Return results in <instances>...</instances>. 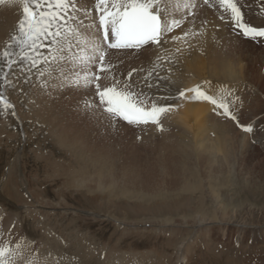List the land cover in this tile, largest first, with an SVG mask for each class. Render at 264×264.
Masks as SVG:
<instances>
[{
    "label": "rangeland",
    "instance_id": "1",
    "mask_svg": "<svg viewBox=\"0 0 264 264\" xmlns=\"http://www.w3.org/2000/svg\"><path fill=\"white\" fill-rule=\"evenodd\" d=\"M246 1L242 0L241 2L244 9L249 8L252 0L247 1V3ZM75 2L77 9H79L75 15L88 25L87 17H83L84 14L80 8L82 7L80 1L75 0ZM253 3L264 6V0H253ZM92 15L95 17L94 11ZM259 16L261 15L259 14ZM247 18H243V20L248 25L259 19L248 20ZM260 19L264 20V17L261 16ZM230 26V29L232 28L235 31L231 29L232 32L230 31L226 35H231L234 41H237L235 43L239 44L240 42L242 44L230 49L224 48L219 57V66L216 65L223 68L227 66L225 69L231 71L237 68L239 62L243 63L244 61L248 74L246 80H243L244 82L233 81L227 83L228 89L223 96L229 104L230 111L232 110L233 114L237 113L235 111L239 112V114L237 113L238 115L235 114L240 121H238L239 125H236V127L238 128L241 125L240 123L253 127L252 132L243 133L240 131L239 135V130L234 126L233 138L238 139L243 136L246 141L244 140L245 142L239 145L234 143V145L230 146L231 158L223 159L221 155L225 152H213L214 164H212L210 169L211 175L205 172L208 167L204 168L200 163L197 165L192 162L193 169L187 176L191 175V173L195 176L184 178V183H186L187 187L177 186L172 189L167 186V180H162L158 184L151 183L146 192L144 185L143 188L136 186L138 183L136 181L131 185L128 184L127 178L120 169L121 166L118 162L114 164L112 174H105L100 177L95 167L88 170L86 163L84 164H86L87 168L78 160L73 161L69 156H59L57 160L65 162L68 169L70 166V170L73 173L72 176L65 175L66 171L61 169L58 171L56 179H48L44 174L45 181L37 183L34 180L37 175H33V169L38 164L30 158V151H28V143L32 144L33 142L32 139L25 135V140L23 141L25 146L22 149L21 156L25 151L23 154H25L24 157L26 158L23 159L21 167L20 164H17L12 171L17 176H14V179L17 180L18 191H21L22 184L25 185L29 192L32 193L33 199L28 194L26 195V191H23L25 198L18 201L9 196L5 189H0V247H8L10 251L15 250L19 253L11 257L13 264H48L46 259L49 258L42 248L52 237L54 238L53 242L54 240L58 241V238H60L61 242L71 240L75 243V241L82 239H87L86 241L91 243L99 242L97 243L99 247L96 246L94 249L95 253H92L95 256V260L99 261L95 264H264V226L257 228L255 231L245 229L244 233H240L236 231V226L230 223L234 220H243L251 223L264 222V139L263 141L251 139L259 138L260 136L264 138V45L258 44L259 41H252L253 43L251 44L254 45V48L248 45L249 43L244 44V42L240 41L241 38L237 37L241 32L239 28L235 25ZM215 31L218 33L217 30ZM221 36L218 33L215 41ZM236 37L239 40L235 39ZM41 42L44 47L39 48V52L50 60L49 43L44 44L43 42H47L44 40ZM238 46H243L247 50L240 51ZM51 47L54 48L56 46L51 45ZM148 56L149 50L139 55H131L126 60L116 58L108 61L112 67L110 70L105 71L106 79L100 82L101 86H111L116 81H119V86L123 87L124 84L129 83L133 73L136 71L144 70L152 73L151 67L147 66L150 65L149 60L147 62ZM121 60L123 61L122 63L120 62ZM131 62L136 63L131 65ZM125 64H128V66ZM38 66L40 69L39 82L42 83H38L37 86L34 81L27 79L25 83L26 94L23 100L6 95L8 102L13 105L12 109H18L16 114L10 115V117L12 116V125L22 128V121L24 123L29 122V120L25 122L23 119L28 118L29 114L25 115V113L29 111L28 106L34 104L37 96L45 98L46 96L54 95L57 98L53 101L55 103H46L45 105L46 109H49L52 105H58V107L55 106L57 111L65 107L63 99L68 98L69 93V99L73 103L75 102L74 99H76V102H79L78 105L82 106L86 102L90 104V100L93 97L99 99L93 92L96 89L95 84L85 87V89L84 87L71 86L64 81L59 71H56L57 73L51 72V74L48 71L47 74V65L43 63V60ZM61 67L63 72L67 74L71 65L62 64ZM98 68L99 65L97 68L92 66L89 72H95L99 75ZM42 71L44 72L43 76H41ZM54 73H56V77ZM129 73H131V76H129ZM48 79L49 81H47ZM52 79L57 80V82ZM34 84L38 89L41 86L37 95L30 88ZM52 84L54 85L53 87ZM3 85H6V83ZM235 85L239 87H234ZM87 88L90 89L88 90ZM82 90L87 92V96L84 95ZM134 91L132 92L145 101L144 106L157 103L156 101L153 102V99L152 101L145 99L147 97L141 96ZM76 93H78L77 96ZM81 93L85 97H82ZM71 94L74 97L73 100ZM88 95H91V97ZM233 97L237 98L234 102ZM77 99L80 101H77ZM234 107L235 109H233ZM239 109H243V112ZM65 113L66 111L57 120L63 119L65 122L70 123ZM141 130L129 131V133L131 131L132 134L135 133V140L138 136L140 137L137 140H142V143L136 145L134 151H137V154L142 159L148 158L152 160V156L155 157L159 142L162 141L159 138L161 135L143 137L140 134ZM39 138L40 143H42L44 141L42 134ZM115 138L121 140L123 137L113 134L111 139L114 140ZM147 138H150V141H145ZM123 139L125 140V138ZM5 143H7L5 154L7 150L13 149L15 151V146H19L17 142L5 139L0 134L1 150L5 148ZM121 146V158L124 160V155H127L125 149L128 147L126 140ZM214 148L221 149L222 146L219 143H214L213 151ZM106 149L110 150V147L108 146ZM46 150H48V147L44 151ZM150 151L151 157L150 155L146 156V153ZM111 155L117 159L120 154L114 152ZM2 165L3 163H1L0 167ZM146 167L148 166L146 165ZM46 168L40 174L45 173V171L48 172L50 165H47ZM51 183L53 184L51 185ZM21 205L28 207L36 205L35 215L30 214V217L25 219L23 208H20ZM207 208L215 211L216 209L222 210V214H215L217 219L220 220V217L223 216L226 221L230 222L205 221L201 214L204 215V218L205 216L208 217V214H206ZM199 214L200 218L197 217ZM199 219H203V223ZM35 222L36 225H34ZM242 226L247 228L246 224ZM180 244L182 246V255L178 249ZM17 245H19V248H17ZM58 245L62 247L59 242ZM70 246H67L64 251L66 252ZM54 249L56 250L57 247L55 246ZM56 251L58 252L54 255V259H56V263H60V258L62 257L59 254L62 252L60 250ZM179 255L185 257L182 263L176 262ZM81 262L85 264L83 260Z\"/></svg>",
    "mask_w": 264,
    "mask_h": 264
},
{
    "label": "bare ground",
    "instance_id": "2",
    "mask_svg": "<svg viewBox=\"0 0 264 264\" xmlns=\"http://www.w3.org/2000/svg\"><path fill=\"white\" fill-rule=\"evenodd\" d=\"M79 1L82 6L79 7L82 9L84 14L83 17H87L88 25H93L90 30L96 32L94 23L98 24V14L95 15V17L92 15L93 11H95L94 6L96 0ZM202 1L203 0H191V6L189 8H184L181 4L177 9L175 7L176 0H172V3L169 5V13L171 14L170 19L175 18L180 24L179 27L174 28L172 32L165 33L161 38L160 44L149 43L143 45L139 49H107L108 61H112L116 58L126 60L130 58L131 55H139L140 53H146L149 50L147 62L149 60L150 65H147V63L146 65L151 67L152 73L144 70L136 71L133 73L132 79H130L128 85H130V90H135L136 93L138 92L141 96L147 97L145 99L151 101L153 99V102L156 101V105L171 108V111L164 113L160 117L159 128L153 123L130 125L124 123L125 121L122 122V120L109 122V120L105 119L102 114V109L99 107V99H97V97H93L91 100L88 98L90 100L91 108H86L85 105H78L79 102L77 103L76 99H74L75 102L73 103L69 99L70 93L68 98L63 99V104L66 107V109H64L65 107L62 108L64 111H62V109L57 111L55 106L58 107V105H52L49 109H46V103H55L53 101L57 98L54 95L46 96L45 98H39L37 96L34 104L29 105V111L25 113V115L29 114L28 118L23 119L22 117L25 122L29 120L27 123L22 121V128L16 127L11 123L12 116L10 117V115L13 113L16 114L18 109H9L5 111L0 108V134H2L5 139L15 141L17 142V145H19H14L15 151L9 149L6 154L5 149L7 143L4 144L6 145L4 146V149H0V165L3 163L0 167V189H5L6 192L9 193V196L18 201L24 200L25 196L23 191H26V195L28 194L29 197L33 199L32 193L29 192L25 185L22 184L21 191H18L16 185L17 180L14 179L16 173L12 171L16 168L17 164H20L21 167L23 159L26 158L24 157L25 154H23L25 151L21 156L22 149L25 146L23 145L25 135L32 139L33 142L32 144L28 143V151H30V158L38 164L33 169V175H37V177H34V180L37 183L45 181L44 174L48 179H56L58 177L57 173L61 169L66 171L65 175H68L69 177L72 176L73 173L70 170V166L68 169L65 162L57 160V157L59 156H69L73 161L78 160L85 168L88 166V170L95 167V169L98 170L97 174L100 175V177L105 174H112L114 164L118 162L121 166L120 169L127 178L128 184L131 185L136 181L138 182L136 186L138 188H143L144 185L146 192L151 183L158 184L162 180H167V186L172 189L177 186L182 188L187 187L186 183H184V178L195 176L193 173L187 176V174L193 169L192 162H195L197 165L200 163L204 168L208 167L205 172H207L208 175H211L212 172H210V169L212 168V164H214L213 152L216 153L217 151H222L225 152L221 155L223 159L231 158L229 151L230 146L234 145V143L239 145L246 141L243 136L238 139L233 138L234 126L236 127L240 122L237 119L238 117L236 120H233L221 114L222 109L220 111V109L214 108L212 104L206 101L188 99V97H191L194 93L187 90L200 86L201 90L205 91L207 94L217 98H224L223 95L228 89L227 83L233 81L239 83L240 81L244 82L243 80H246L248 74L246 72L247 66H245L243 61V63L239 62L237 68L231 71L225 69L227 66L225 68L221 66L218 67V62L220 61L219 57L222 50L224 48H234L242 43L238 41L239 44H237L235 43L236 40L234 41V38H232L231 35H226L227 33L229 34L230 31L232 32L233 29H230V25L234 26V23L231 20L230 14L219 7L218 0H210L207 4ZM247 1L249 2V0ZM241 2L242 0H238V6L241 8L243 18L248 17V20L259 18L257 21H254V23H251L250 26L264 28V20L260 19L261 16L264 17V6L261 4L259 6L258 3L255 4L252 0L250 2L251 5L249 4V8L244 9ZM85 9L88 10L87 14L84 12ZM259 14L261 16H259ZM20 19L21 10L19 5L7 3L0 4V54L6 50L10 43L13 44V46L9 50L13 53H19V48L15 46L10 37L16 32L17 24ZM215 30L222 35L216 41L215 39L218 33H216ZM185 33H188V35L185 36ZM173 37H180L181 39L174 40ZM237 37L241 38V42H244V44L249 43L248 45L253 46V48L254 45L251 44L253 43L252 41H259L258 44L264 45V37H257L256 39L250 37L246 38L242 32H240ZM237 37L235 39L239 40ZM42 40L47 41L43 42L44 44L50 42V38H42ZM106 47L107 46L105 45V48ZM239 49L240 51L244 49L247 50L243 46H240L238 50ZM12 59H17V63L11 67H9L3 59H0V94H2L4 98L8 95L23 100L26 94L25 83L27 79L34 81L37 86L38 83H42L39 82L40 69L38 64L36 67H30V64L27 62L20 63L17 56H13ZM120 62L122 63L123 61L121 60ZM97 65L99 64L97 63L94 67L97 68ZM125 65L128 66V64ZM46 71L48 74V70ZM56 73H54L55 77ZM99 75L101 76L100 83L106 79V72H100ZM47 81H49V79ZM55 82H57V80H55ZM5 83L6 85H3ZM35 84L30 88L37 95L41 86L38 89ZM53 84L52 87L54 86ZM234 87L239 86L235 85ZM93 92L96 95V89ZM181 92L185 93L184 97L180 96ZM77 94L78 93H76V96ZM84 95L87 96V92L84 91ZM84 95L82 97H85ZM91 95L88 96L91 97ZM71 98L72 100L74 98L72 97V94ZM79 99H77V101ZM6 100L8 101V99ZM146 107L150 108L151 105H147ZM235 107L233 109H235ZM242 110L240 111L243 112ZM65 111V115H67L70 123L65 122L63 119L57 120V118ZM235 112L239 114L238 111ZM19 119L21 120L20 117ZM240 124L244 125L242 123ZM136 129H142L140 134L143 137H155L156 135H161L159 138L162 141L159 142L155 157L152 156V160L148 158L142 159L137 154V151H134L136 145L142 143V140H137L140 136L135 140V133L132 134V131L129 133L130 130ZM237 129L239 130V135L240 131L243 133L245 132L240 126H238ZM41 134L44 139L42 143H40L39 138ZM113 134L125 138L127 142L128 147L125 149L127 155H124V160L121 158V145L125 140L123 138H121V140H117V138L112 140L111 137ZM149 139L150 138H147L145 141H150ZM251 139L263 141L264 138L260 136L259 138L256 137ZM214 143H219L222 148H214L213 151ZM108 146L110 147V150L108 149L109 151L106 149ZM47 147L48 150L44 151ZM114 152L120 154L117 158L118 160L111 155ZM149 155L151 157V151L146 153V156ZM84 163H86L87 166ZM47 165H50L48 172L45 171V173L40 174L47 169ZM146 165L148 167H146ZM2 167H4V169H2ZM52 184L53 183H51V185ZM43 191L45 190L43 189ZM33 207L21 205L20 208H23L25 219L30 217V214L35 215L37 206L34 205ZM221 211L222 210L219 209H216L215 211L214 209L209 210V208H207L206 214H208V217L205 216L204 218L203 214H201V216L205 221L210 220L212 222L213 220L217 223H229L230 221H226L223 216H218L221 221L217 219L216 215L217 213L222 214L223 211ZM197 217L200 218V214L197 215ZM203 219H199L201 223H203ZM230 223H233L237 228L236 231H239L240 233H244L245 229L255 231L257 228L264 226V222L251 223L243 220H234ZM244 224H246L247 228H243L242 225ZM34 225H36V222ZM53 239V237L50 238L48 243L42 248L49 258L46 259L48 264H82V260L85 264H95L99 262L98 260H95V256L92 254L95 253L94 249L98 246L97 243L99 242L91 243L87 242V239L75 241V243L71 240L61 242L60 238H58L60 241L54 240V242L57 243L55 244ZM58 242L62 247H59ZM55 246L57 247L56 250L62 252L59 254L62 257L60 258V263H56V259H54V255L58 252L54 249ZM67 246L70 247L65 252L64 250ZM181 247V244L178 245L179 253L182 255L183 252ZM184 258V256L179 255L178 261L176 262L182 263Z\"/></svg>",
    "mask_w": 264,
    "mask_h": 264
},
{
    "label": "snow or ice",
    "instance_id": "3",
    "mask_svg": "<svg viewBox=\"0 0 264 264\" xmlns=\"http://www.w3.org/2000/svg\"><path fill=\"white\" fill-rule=\"evenodd\" d=\"M208 2L209 0H204L205 4ZM5 3L17 4L21 10L16 32L10 37L19 48V53L9 50L13 46L10 43L0 54V59L9 67L17 63V59H12L13 56H17L20 63H29L30 67H36L43 60L50 73L59 71L64 81L71 86L89 87L95 84L99 107L109 122L123 120L130 125L153 123L160 127V117L171 111L170 107L155 103L150 108L145 107V101L133 93L128 84L120 87L119 81L102 87L99 83L101 76L95 72L90 73L89 69L97 63L99 72L111 69L107 49H139L149 43L160 44L162 36L172 32L180 24L175 18L170 19L169 5L172 0H96V32L90 30L93 25H86L84 20L75 15L79 11L75 0H0V4ZM181 4L184 8H189L191 0H176L175 7L178 9ZM218 4L230 14L232 22L245 37H264V28H256L244 22L238 0H218ZM87 11L84 10L86 14ZM184 35L187 36L188 33ZM42 38H50V60L39 52V48L44 47ZM51 45L56 47L52 48ZM62 64L71 65L67 74L63 72ZM43 75L42 71L41 76ZM187 91L194 93L188 99L206 101L214 108L222 109L224 116L236 120L224 98L209 95L200 86ZM184 95V92L180 93L181 97ZM235 99L237 98L233 97V102ZM12 107L0 94V108L7 111ZM85 107L91 108V104L86 102ZM240 127L245 132L253 131L251 125ZM18 254L8 247H0V264H13L11 257Z\"/></svg>",
    "mask_w": 264,
    "mask_h": 264
}]
</instances>
